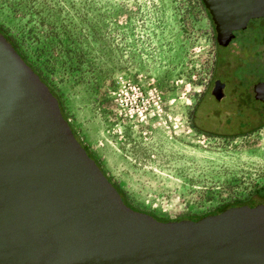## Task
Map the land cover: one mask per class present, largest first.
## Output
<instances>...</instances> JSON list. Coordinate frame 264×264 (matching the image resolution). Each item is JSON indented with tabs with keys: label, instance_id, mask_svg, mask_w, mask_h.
Wrapping results in <instances>:
<instances>
[{
	"label": "rangeland",
	"instance_id": "374dc122",
	"mask_svg": "<svg viewBox=\"0 0 264 264\" xmlns=\"http://www.w3.org/2000/svg\"><path fill=\"white\" fill-rule=\"evenodd\" d=\"M0 29L132 207L189 219L264 187L263 114L245 134L192 125L216 51L201 0H0ZM224 51L225 102L239 101L264 79V19Z\"/></svg>",
	"mask_w": 264,
	"mask_h": 264
},
{
	"label": "water",
	"instance_id": "95a60500",
	"mask_svg": "<svg viewBox=\"0 0 264 264\" xmlns=\"http://www.w3.org/2000/svg\"><path fill=\"white\" fill-rule=\"evenodd\" d=\"M217 36L264 0H201ZM264 105V79L253 85ZM0 264H264V204L192 220L127 206L0 33Z\"/></svg>",
	"mask_w": 264,
	"mask_h": 264
},
{
	"label": "flooded vegetation",
	"instance_id": "af4514ba",
	"mask_svg": "<svg viewBox=\"0 0 264 264\" xmlns=\"http://www.w3.org/2000/svg\"><path fill=\"white\" fill-rule=\"evenodd\" d=\"M245 27L232 30L228 40H224L217 36L215 31L216 51L213 58L212 71L205 90L197 98L190 113L193 127L202 133L216 136H231L233 134L244 133L247 129L254 126H252V123L256 122L258 124L262 121L261 116L264 112L262 111L264 105L260 100L254 97L253 93V85L261 80L250 85L249 91L246 92V94L238 93L239 101H236L234 96V98H230L229 102H225L227 94L225 92L226 83L222 76L223 68L224 65L229 66L234 60L232 57L233 54L224 50L233 39L235 32L243 31ZM0 33L12 44L11 40L8 39L1 29ZM12 46L13 48L15 47L14 45ZM234 91L235 89L232 90V93ZM247 111H249V113ZM258 202L264 204V188H261L252 197L251 201L245 204L253 206Z\"/></svg>",
	"mask_w": 264,
	"mask_h": 264
},
{
	"label": "trees",
	"instance_id": "16d2710c",
	"mask_svg": "<svg viewBox=\"0 0 264 264\" xmlns=\"http://www.w3.org/2000/svg\"><path fill=\"white\" fill-rule=\"evenodd\" d=\"M207 12V10H206ZM208 14V12H207ZM209 16V15H208ZM7 36V35H6ZM8 37V36H7ZM9 40H11L9 37H8ZM12 42V41H11ZM12 45H14V43L12 42ZM15 46V45H14ZM15 51L18 53V55L25 61V63H27L31 69L38 75L39 79L45 84L47 85L49 91L56 97V99L58 100V103L60 105V111H61V115L64 119L67 120L64 112H63V107H62V103H61V100L59 98V96L56 94V92L48 85V83L44 80V78L40 75V73L35 69L33 68L30 63L26 60V58H24V56H22V54L19 52V50L17 49V47L15 46L14 47ZM264 115V113H263ZM68 121V120H67ZM69 123V122H68ZM70 124V123H69ZM71 127V131L74 135V137L77 139V141L80 143V145L84 148V150L86 151V153L88 154L89 157H91L95 164L98 166V168L102 171V173L107 177L108 180H110L113 184V186L115 187V189L117 190L118 194L120 195L122 201L129 207L133 208V209H136L134 207H132L129 202L127 201V197H126V194L124 191H122V189H120L117 184L115 182H113L110 177L106 174V172L104 171V169L102 168V166L100 165V162L96 159V157L91 153V151L88 149V147L85 145V143L82 141V139L79 137V135L75 132V130L72 128V126L70 125ZM246 132V131H245ZM245 132L243 134H245ZM242 134V133H241ZM212 136H216V135H212ZM226 135H222V137H225ZM264 188V187H263ZM258 192V191H257ZM256 192V193H257ZM254 193L252 196H250L249 198L245 199V200H242V201H237V202H234V203H226L224 205H221V206H218L216 207L214 210H212L210 213H207V214H214V213H217L227 207H230V206H238V205H247L245 203L251 201L252 197L256 194ZM254 206V205H253ZM138 210V209H136ZM207 214H204V215H207ZM203 215H194L192 217H190V219H198L199 217H201Z\"/></svg>",
	"mask_w": 264,
	"mask_h": 264
},
{
	"label": "built area",
	"instance_id": "2783aa9c",
	"mask_svg": "<svg viewBox=\"0 0 264 264\" xmlns=\"http://www.w3.org/2000/svg\"><path fill=\"white\" fill-rule=\"evenodd\" d=\"M126 91H134L135 90V87L134 86H128L126 89H125Z\"/></svg>",
	"mask_w": 264,
	"mask_h": 264
}]
</instances>
